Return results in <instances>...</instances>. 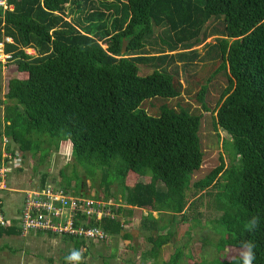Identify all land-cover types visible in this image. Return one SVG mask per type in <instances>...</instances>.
Returning a JSON list of instances; mask_svg holds the SVG:
<instances>
[{"label": "trees", "instance_id": "16d2710c", "mask_svg": "<svg viewBox=\"0 0 264 264\" xmlns=\"http://www.w3.org/2000/svg\"><path fill=\"white\" fill-rule=\"evenodd\" d=\"M6 3L0 6V42L18 74L6 78L0 98V133L8 138L2 151L9 157L4 159L14 156L15 146L35 157L46 139H67L75 161L100 169L101 192L90 196L105 201L115 197L112 183L121 193L122 204L107 205L112 217L82 215L85 225L99 226L109 237H130L124 222L135 209H148V229L159 228L163 224H157L153 209L170 213L172 224L173 214L184 216L196 198L211 195L219 212L212 221L220 233L217 249L228 246L231 251L229 258H214L213 263L240 264V243L252 239L257 244L255 264H264V0ZM68 12L78 15L70 20ZM156 28L161 29L154 36ZM212 34L215 42L207 43L204 56L217 65L194 94L197 107L178 101L157 115L140 107L144 99L180 95L183 87L173 62L184 60L186 69L198 55L192 47ZM123 39L126 50L120 53ZM140 64L151 71L139 74ZM216 74L224 75L226 84L211 108L204 94ZM210 109L211 127L228 133L232 152L227 167L221 161L201 173L202 111ZM220 175L222 183L217 182ZM127 176L149 179L129 183ZM253 215L261 223L250 232ZM19 233L13 224L0 225V238ZM62 236L81 251L83 238ZM161 236L148 253L167 241ZM179 255L176 251L170 259L177 261Z\"/></svg>", "mask_w": 264, "mask_h": 264}, {"label": "rangeland", "instance_id": "374dc122", "mask_svg": "<svg viewBox=\"0 0 264 264\" xmlns=\"http://www.w3.org/2000/svg\"><path fill=\"white\" fill-rule=\"evenodd\" d=\"M103 1L109 2L113 0ZM69 7L67 5L65 11H68ZM66 15L67 19L71 20L77 17L78 12H68ZM160 29H155L153 32L154 36L160 32ZM215 37L216 34H212L192 47L197 50L198 55L186 69L182 67L184 60L178 59L173 62V65L177 66V78L183 87L177 98H148L141 102L140 107H143L148 114L152 115H157L164 107L176 105L178 101L188 102L191 107H195V92L200 87V83L205 81L206 76L217 65L215 60L212 62L210 58L206 57V55L204 56L207 43H214ZM155 40H157L159 45H164L159 38L156 37ZM102 47H105V44H102ZM26 50L29 53H33L30 48ZM148 52L150 54L156 53L152 49L148 50ZM1 57L2 55H0L2 63L0 67V98H3L6 78L18 73L14 64L7 63V60ZM150 71L149 67L142 64L139 65V74L143 75ZM225 84L226 79L222 74H216L207 83L204 100L209 107L213 108L215 106L216 100ZM1 115L2 106L0 105V117ZM211 115H213L211 109L202 111L200 135L205 153L201 164V173H205L207 169L216 166L221 161L227 167L231 158L232 149L228 144L230 141L229 135L221 128L214 130L211 127ZM1 128L2 123L0 124V131L2 130ZM4 140L5 138L0 133V148L3 147ZM2 149H5V147ZM2 149L0 150L2 151ZM2 153V155H6L5 152ZM24 155L21 156L23 162L21 173H25L26 178H29L30 182L35 185L39 184L41 176L45 173L46 181L55 183V185H49L50 183H48L47 186L60 188L65 186L71 191L78 189L81 191L78 192L79 194L86 196L101 192L99 167H96L93 163L82 165L75 161L70 154V144L64 137L55 140L46 139L42 150L38 151L35 157L31 158L28 151ZM38 159L41 161L37 162ZM127 177L129 183L135 180L148 181L149 179L148 176ZM224 181L225 178L222 175L217 178V182L222 183ZM110 188L115 197L108 201L111 203L119 201L117 204L121 203V193L116 185L112 183ZM216 188L212 187L209 189L215 191ZM192 203L184 210V216H181L182 214L180 213L173 214L172 224L168 222L170 213H157L153 209V216L158 218L157 224H163V226L159 228L153 227L152 229H148L146 223L148 209H135L132 216H125L127 218L124 222L123 230L129 233L130 237L124 238L118 235L116 237H108L104 241L86 240L81 244V251L86 252L81 264H188L192 261L196 264H214V258H229L231 254L228 246L222 251L217 249L220 233L216 223H212V221H214V216L219 212L216 209L217 207L215 209L213 207L212 196H199ZM193 217H197L199 219L198 222ZM150 230H152L151 234ZM26 233L28 232H20L19 235L2 236L0 238V264H72V262L66 260V257L73 251V244L70 239L64 238L62 234L42 233L41 235L29 234L24 236ZM157 235H162L161 237L167 238V241L156 248L157 250L155 249L148 253L153 242L156 239H160L156 238ZM148 237L150 239H146ZM176 251H179L180 255L177 261L173 262V259L170 258ZM144 252H147L146 255H144ZM152 252L154 253L152 254ZM111 253L112 256H110Z\"/></svg>", "mask_w": 264, "mask_h": 264}, {"label": "built area", "instance_id": "2783aa9c", "mask_svg": "<svg viewBox=\"0 0 264 264\" xmlns=\"http://www.w3.org/2000/svg\"><path fill=\"white\" fill-rule=\"evenodd\" d=\"M0 6H7L6 0H0ZM9 40V38H6ZM27 51V50H26ZM0 55L7 59L0 42ZM5 167H0V188L3 187ZM112 203L83 194H73L63 188L44 186L33 188L25 192L24 202L19 216V227L22 233L29 231L50 232L54 234H72L86 240H105L109 235L99 226L85 225L82 215L86 219L102 216L112 217V211L107 205ZM77 222V223H76ZM2 201L0 199V225H6Z\"/></svg>", "mask_w": 264, "mask_h": 264}, {"label": "crops", "instance_id": "0c3cea01", "mask_svg": "<svg viewBox=\"0 0 264 264\" xmlns=\"http://www.w3.org/2000/svg\"><path fill=\"white\" fill-rule=\"evenodd\" d=\"M3 138H5V140L2 144L3 145L2 148L6 147L8 142L7 137H3ZM14 150H15L14 156H10V158H5V159L3 158L5 155H2L3 154L2 152L5 151L0 150L1 151L0 167L6 168V172L4 174L5 176L3 178V184H2L3 187L0 188V199L2 201V208L6 220L8 221L9 224H13L18 227L19 214L24 201L25 191L33 188H40L43 186H47L48 183H50L49 185H53V184L55 185V183L53 181H49V182L46 181L44 175L41 176V181H39V184L35 185L31 183L29 178H26L25 173H21V170L23 168L22 167L23 162L21 156H23L26 152H22L16 146ZM5 153L7 154V152ZM29 234L41 235L42 233L29 231L24 236H27Z\"/></svg>", "mask_w": 264, "mask_h": 264}, {"label": "clouds", "instance_id": "9594fccd", "mask_svg": "<svg viewBox=\"0 0 264 264\" xmlns=\"http://www.w3.org/2000/svg\"><path fill=\"white\" fill-rule=\"evenodd\" d=\"M7 156L8 155L6 154L4 157H7ZM40 188H42V187H40ZM20 211H21V209H20ZM19 216H20V214H19ZM260 223H261V217L258 215H253L248 221V230L250 232H254L259 227ZM6 225H9V223ZM18 228L20 229L19 221H18ZM20 232H21V230H20ZM31 232H36V231H31ZM42 233H45V232H42ZM256 247H257V244L252 239H246V240L241 241L240 249H239L240 264H255V261L257 258L256 257V251H255ZM66 260L69 262H72V264H81V262L83 260V252L80 250H73L71 252V254L68 257H66Z\"/></svg>", "mask_w": 264, "mask_h": 264}, {"label": "water", "instance_id": "95a60500", "mask_svg": "<svg viewBox=\"0 0 264 264\" xmlns=\"http://www.w3.org/2000/svg\"><path fill=\"white\" fill-rule=\"evenodd\" d=\"M126 42L125 39L121 41L120 53H123L126 50Z\"/></svg>", "mask_w": 264, "mask_h": 264}]
</instances>
